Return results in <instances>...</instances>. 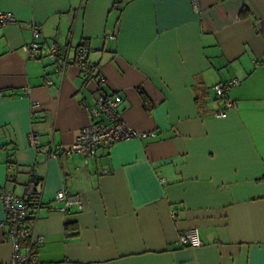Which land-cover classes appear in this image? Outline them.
Segmentation results:
<instances>
[{
    "label": "crops",
    "instance_id": "obj_1",
    "mask_svg": "<svg viewBox=\"0 0 264 264\" xmlns=\"http://www.w3.org/2000/svg\"><path fill=\"white\" fill-rule=\"evenodd\" d=\"M199 6L0 0L17 19L0 28V192L23 197L31 173L39 179L28 264H264V0ZM32 26L36 57L25 50ZM51 43L86 45L93 73L53 72ZM232 79L225 109L214 87ZM110 93L122 122L147 136L58 153ZM60 191L80 206L63 212ZM6 218L0 202V264H13ZM190 229L201 247L180 243Z\"/></svg>",
    "mask_w": 264,
    "mask_h": 264
},
{
    "label": "built area",
    "instance_id": "obj_2",
    "mask_svg": "<svg viewBox=\"0 0 264 264\" xmlns=\"http://www.w3.org/2000/svg\"><path fill=\"white\" fill-rule=\"evenodd\" d=\"M200 0H191L192 7L196 11L200 10L199 6ZM17 19L11 12L0 11V28L8 26L10 24L16 23ZM33 27V43L27 47L25 50L32 57H36L37 52H41L42 44L40 43L41 32L38 27ZM47 59L53 65V72L63 73L65 69L72 66L78 65L82 70L87 67H94L95 65L89 60L90 48L86 45L80 46L76 51L71 53V51L61 45L56 43H51L48 46ZM100 81L104 82L105 78L100 77ZM237 80H232L228 84L219 83L214 90H216L217 97L223 98L225 109H230L233 106V102L225 97L226 91L230 89L231 86L238 85ZM122 102L120 96L110 93V95L103 97L99 101V110L95 109L93 111L92 120L93 123L87 128L80 131V135L76 138L75 142L68 148L57 147V152L61 154H82L86 157L89 155H94L98 150L106 149L113 145V143L118 141H123L124 139H131L138 137H146L145 134H140L129 129L125 123L119 117L118 105ZM105 114L107 120L106 122L102 118ZM218 116L226 117L227 113L224 111L220 112ZM33 144H37V139L34 134H31ZM36 184L33 182V177L30 179L29 191L25 196L16 197L11 193H1L0 192V202L4 205L7 211L6 227H7V240L14 246V261L13 264H28L34 261L36 257L31 256L32 247V225L33 222L29 220L34 218L39 211L40 202L37 201L36 209L31 207L34 198L33 194L35 192ZM57 200L64 203L62 209L63 212H67V208L71 205L76 204L80 206V201L70 200L65 191H60L57 193ZM32 210L34 214H32ZM180 243L185 247L198 248L202 246V241L198 230L190 229L180 235ZM23 241H26L28 245L24 246ZM25 251L26 253H23Z\"/></svg>",
    "mask_w": 264,
    "mask_h": 264
},
{
    "label": "trees",
    "instance_id": "obj_3",
    "mask_svg": "<svg viewBox=\"0 0 264 264\" xmlns=\"http://www.w3.org/2000/svg\"><path fill=\"white\" fill-rule=\"evenodd\" d=\"M117 3H119V2H117ZM117 3H115V6L117 5ZM91 62H92V61H91ZM92 63H93V62H92ZM94 69H95V66H94V67H87L85 70L88 71V72L93 73ZM232 80H236V79H232ZM232 80H230V81H232ZM230 81H229V82H225V83H223V84H228V83H230ZM218 84H219V83H218ZM216 86H217V85H216ZM216 86H215V87H216ZM215 87H214V88H215ZM231 87H234V86H231ZM231 87H230V88H231ZM229 90H230V89H229ZM229 90H228V91H229ZM228 91H226V93H225V97H226V98H228V97H227V92H228ZM215 92H216V90H215ZM216 98H217V99H220L221 101H222V99H223V98H221V97L218 98L217 95H216ZM222 102H224V101H222ZM31 177H33V182H34V184H36V187H37L38 182H39L38 177H37V176L35 175V173H33V172L31 173ZM36 187H35V188H36ZM34 193H36V190H35ZM31 199L33 200V203H32V205H31V207H32L33 209H36V204H37L36 202H37V201H36L35 197H34V198L32 197ZM32 214H34L33 210H32ZM32 219H33V217L29 219V220L31 221L30 223H32ZM67 228H68V227H67ZM23 243L26 244L27 242L25 243V241H23ZM26 245H28V244H26ZM31 256H33V255L31 254ZM33 258H34V256H33ZM31 262H33V261H31ZM31 262H29V263H31Z\"/></svg>",
    "mask_w": 264,
    "mask_h": 264
},
{
    "label": "water",
    "instance_id": "obj_4",
    "mask_svg": "<svg viewBox=\"0 0 264 264\" xmlns=\"http://www.w3.org/2000/svg\"><path fill=\"white\" fill-rule=\"evenodd\" d=\"M28 184H30V182L28 181ZM34 190H35V188H34Z\"/></svg>",
    "mask_w": 264,
    "mask_h": 264
},
{
    "label": "rangeland",
    "instance_id": "obj_5",
    "mask_svg": "<svg viewBox=\"0 0 264 264\" xmlns=\"http://www.w3.org/2000/svg\"><path fill=\"white\" fill-rule=\"evenodd\" d=\"M211 93H212V91H210ZM213 95V94H212ZM215 95H216V93H215Z\"/></svg>",
    "mask_w": 264,
    "mask_h": 264
}]
</instances>
